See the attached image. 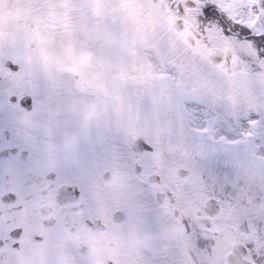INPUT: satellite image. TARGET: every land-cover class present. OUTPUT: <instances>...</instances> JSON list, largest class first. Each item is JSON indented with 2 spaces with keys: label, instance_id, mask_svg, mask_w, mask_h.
Instances as JSON below:
<instances>
[{
  "label": "snow or ice",
  "instance_id": "6c2138e0",
  "mask_svg": "<svg viewBox=\"0 0 264 264\" xmlns=\"http://www.w3.org/2000/svg\"><path fill=\"white\" fill-rule=\"evenodd\" d=\"M0 264H264V0H0Z\"/></svg>",
  "mask_w": 264,
  "mask_h": 264
}]
</instances>
